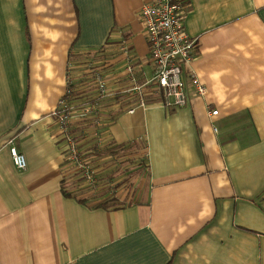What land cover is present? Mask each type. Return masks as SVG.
<instances>
[{
    "label": "crops",
    "instance_id": "obj_1",
    "mask_svg": "<svg viewBox=\"0 0 264 264\" xmlns=\"http://www.w3.org/2000/svg\"><path fill=\"white\" fill-rule=\"evenodd\" d=\"M142 3L0 0V264H264V0H186L201 47L179 109L127 92L151 77ZM71 129L95 192L67 161ZM124 152L146 172L127 199L109 181Z\"/></svg>",
    "mask_w": 264,
    "mask_h": 264
},
{
    "label": "built area",
    "instance_id": "obj_2",
    "mask_svg": "<svg viewBox=\"0 0 264 264\" xmlns=\"http://www.w3.org/2000/svg\"><path fill=\"white\" fill-rule=\"evenodd\" d=\"M140 16L144 25V30L147 36L149 46V63L151 68V77L147 80L145 85H134L128 89V93L139 94V107L146 108L148 105L144 95L147 92L154 97L153 101H159L162 106L167 109H179L186 107L189 103V94L185 82V73L190 68V65L196 58L197 51L195 41L187 37L184 26V10L187 5L186 0H143ZM122 49L125 53H129L127 45ZM131 72L134 73L131 68ZM145 75V72H142ZM134 82L136 77L132 78ZM191 82L194 87V92L198 96H204L207 93L206 87L198 79L195 74H191ZM98 83L100 96L104 97L107 94V83L99 75ZM69 83L71 81L69 80ZM68 83V84H69ZM95 106H88L85 114H94L96 112ZM72 103L66 99H62L56 109L54 116L58 118L59 123L67 127L72 121L73 113ZM130 113H135V109ZM219 112L212 111L211 115L217 116ZM101 118H98L99 120ZM217 128L215 131L217 132ZM67 142L69 144V155L67 161L75 165L77 173H80L82 183L89 186L95 192L98 188L99 179L96 170L92 167L91 162L85 160V157L77 147L74 137L67 135ZM9 151L12 161L17 169L26 171L28 163L23 152L17 150L18 148L9 143ZM80 185V184H79ZM66 264H77L69 262Z\"/></svg>",
    "mask_w": 264,
    "mask_h": 264
},
{
    "label": "rangeland",
    "instance_id": "obj_3",
    "mask_svg": "<svg viewBox=\"0 0 264 264\" xmlns=\"http://www.w3.org/2000/svg\"><path fill=\"white\" fill-rule=\"evenodd\" d=\"M187 5L184 10V26L186 27L185 18L187 14ZM184 27V28H185ZM185 32L187 37L191 38L192 41H195L196 43V49L194 51L196 53V58L198 57V52L200 51L201 42L199 38L192 37L188 31L187 28H185ZM195 58V60H196ZM194 60V61H195ZM83 153V152H82ZM128 153L120 154L116 157V168L112 173V176L109 178L110 182H116V188L122 191L128 192L126 199L128 198L129 194L131 192H136L140 189V187L143 184V177L145 175V171L139 170L140 166L145 167L144 160L141 158H136L137 156H134V153H131L130 157H128ZM115 161V160H114ZM92 165V164H91ZM93 167V166H92ZM94 168V167H93ZM95 169V168H94ZM145 169V168H144ZM114 190V188H113ZM114 195L117 193H113ZM118 202V201H117ZM119 205V204H118Z\"/></svg>",
    "mask_w": 264,
    "mask_h": 264
},
{
    "label": "trees",
    "instance_id": "obj_4",
    "mask_svg": "<svg viewBox=\"0 0 264 264\" xmlns=\"http://www.w3.org/2000/svg\"><path fill=\"white\" fill-rule=\"evenodd\" d=\"M82 94L81 93H78L77 95H76V93L74 92V90L72 89V88H70L69 90H68V94H67V96H65V98L64 99H66V100H68V101H71V103L74 101L73 99L71 100L70 99V97L69 96H72V97H75V96H77L78 98L77 99H83V97L81 96ZM75 100H76V97H75ZM84 100H85V98H84ZM85 102H87V101H85ZM91 105H93V104H91ZM90 104L89 105H87V106H91ZM58 119V118H57ZM106 123V121L105 120H103V122H101V123H99V125H102V124H105ZM67 127H71V125H68ZM71 132L70 133H72L71 135H72V137H74V139H75V141H76V143H78V146H79V143H80V139L84 136L83 134V136H80V135H78V134H76V132H74V131H72V129L70 130ZM84 138V137H83ZM77 146V147H78ZM79 148V147H78ZM80 149V148H79ZM80 152L82 153V151L80 150ZM67 153H69V149H68V152ZM82 155L86 158V155H84L83 153H82ZM69 162V161H68ZM70 163V162H69ZM82 181V179H80L79 181H78V184L80 183ZM77 186V185H76ZM79 186V185H78ZM69 195V194H68ZM111 202L113 203V205L112 206H117L119 203L116 201H112L111 200ZM102 206H105V207H107V206H109V203H105L104 205H102Z\"/></svg>",
    "mask_w": 264,
    "mask_h": 264
}]
</instances>
